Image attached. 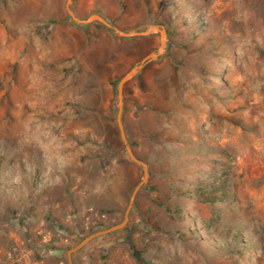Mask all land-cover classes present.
<instances>
[{"label": "rangeland", "instance_id": "rangeland-1", "mask_svg": "<svg viewBox=\"0 0 264 264\" xmlns=\"http://www.w3.org/2000/svg\"><path fill=\"white\" fill-rule=\"evenodd\" d=\"M0 0V264H264V0Z\"/></svg>", "mask_w": 264, "mask_h": 264}, {"label": "water", "instance_id": "water-1", "mask_svg": "<svg viewBox=\"0 0 264 264\" xmlns=\"http://www.w3.org/2000/svg\"><path fill=\"white\" fill-rule=\"evenodd\" d=\"M70 4H71V0H66L65 10H66L67 14L69 15V17L75 23H77V24H89L91 22H98V23H100L101 25H103V26H105L107 28H112L106 22V20H104L102 17H100L97 14H92L90 17H88L85 20L77 19L74 16V14L71 11V9H70ZM115 31L117 32V34L120 37H125V38H130V37H133V36H148V35H150L152 33H158L160 35V47L158 48L157 52L156 53H151V54H148L147 56H145L137 65H135L125 75V77L117 85V103H118V105H117L116 124H117V128H118V131H119L120 139H121V141H122V143L124 145L125 151H126L128 157H129V159L133 163L141 166V168L143 170V178H142L141 182L138 183L135 186V188L133 189V191L131 193L128 205H127L126 210L124 212L123 220L120 223L116 224V225L108 227L107 229H104V230H101V231H97L95 233H92V234L84 237V239L80 243H78L75 247H73L72 249H69L67 251L66 258H67L68 264H72V260H71L72 254H74L77 251H79L80 249H82L86 244H88L89 242H91L95 238L102 237V236L108 235L110 233H113V232H116V231H120V230L125 228V226H126V224L128 222V214H129V211H130V209L132 207V203H133V200L135 198V195L138 192V190L140 189V187L147 183V178H148L147 166H146L145 163L141 162L140 160H138L134 156V154L132 153L131 148H130L128 142H127L126 136H125L124 127H123L122 118H121V116H122V88H123L124 83H126L128 80L132 79L135 76V74L139 70H141L147 63L155 61V60L158 59V57L163 52V46H164L163 40L166 38V33H165L163 28H156V29H153V30L147 29L146 31L141 32V33H124V32L117 31V30H115Z\"/></svg>", "mask_w": 264, "mask_h": 264}]
</instances>
